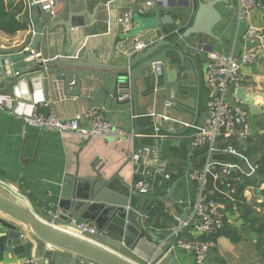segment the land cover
<instances>
[{
  "label": "crops",
  "instance_id": "1",
  "mask_svg": "<svg viewBox=\"0 0 264 264\" xmlns=\"http://www.w3.org/2000/svg\"><path fill=\"white\" fill-rule=\"evenodd\" d=\"M7 1L22 5L20 12L22 18L25 1ZM36 1L44 4L48 2ZM158 1L160 14L172 15L175 19L174 22L163 23L164 39L173 44L177 42L182 44L181 48L173 49L168 54L169 62L182 66V83L177 102H169L165 91L157 88L162 84V77L154 75L152 68L147 70L146 76L137 81L139 94L137 109L133 102L118 103L104 93L97 99L99 106H94L97 89L95 82L90 87L83 84L81 95L66 94L63 87L54 84L53 96L48 101L38 104L36 108L48 103L62 119L79 116L83 125H88L93 113L99 112L125 129L129 135L82 137L73 133H61L28 125L24 119L25 115L15 113L14 109H0V183L11 188L18 196L27 199L34 207L68 215L73 209L71 203L79 201L72 197L77 190L72 184L68 189L64 187L68 175L77 172L82 176L91 175V165L95 163L97 167L103 168L106 177L119 171L127 183L133 186L140 176L131 157L135 153L139 154V165L142 167L150 165V158L156 156L159 159L158 170L153 169L150 180L151 195L162 201L166 220H161V228L152 227L146 220L143 222L145 228L155 233L159 240L176 244L172 235L173 225L188 222L189 226L186 229L190 228L192 234L197 222L195 212L197 193L195 180L190 174L195 169L203 168L208 162L230 166L234 174L239 175L244 181L255 179L260 182L263 192L251 185L244 193L249 201L264 203L260 198L264 196V180L253 170L255 160L260 154L248 152L257 139L264 138V114L260 116L249 114L251 134L249 140L244 143L240 155L226 153L219 146L211 149L209 143L195 147L190 140L195 128L204 125L207 115L210 97L206 83L208 52L213 49L239 57L247 46L254 44L252 40L248 41L246 38L249 24L258 30H264V9L256 8L249 21L240 22L239 0H222L216 5L222 18L213 28L215 36L197 34L181 39L192 19L193 6L206 0H191L193 5H189V0ZM54 2L52 10L57 21L66 20L71 9L77 12L84 11L86 3L88 4L86 25L73 28V39L81 37L82 45L99 51L104 61H109L114 52L112 63L124 62V58L130 55L120 44L129 45L134 38L143 39L147 48L162 38L155 8L152 4L148 5L146 0H54ZM127 9L133 13L134 18L131 31L125 33L120 18ZM49 20L44 25L43 39L36 50L40 59L62 54L66 45L65 26ZM29 33L30 28L27 24L25 29L14 34L0 29V50L20 48ZM180 51L185 54V63L181 62ZM241 72L243 87L249 93H256L257 101L264 105V54H261L256 63L245 65ZM75 85L73 82L69 87L75 89ZM173 89L171 86L170 96L174 98ZM146 92H150L148 96H144ZM0 97L3 100L10 98L8 95ZM128 97L131 96L124 94L120 100ZM230 98L232 102H237L233 99V90ZM154 123L162 127L158 134L154 131ZM137 127L138 133L135 132ZM147 148L149 152H146ZM179 174H181L179 187L172 198L168 197L172 177ZM166 175H170L171 178H167ZM84 192L82 190V194ZM147 198L140 197L136 202L137 208H141L137 211L140 216L145 213L143 210ZM61 207L67 210L64 211ZM75 208L77 209V205ZM257 212L263 214L264 208L258 206ZM84 221L93 223L88 219ZM230 222L239 228L244 239L236 243L227 237H219L203 264H264V250L258 246V235L248 228L239 214L232 216ZM5 232V228L0 224V263L21 264L24 258L12 250L13 246L9 248L4 243L2 235ZM176 249L181 264H197L192 253L178 246Z\"/></svg>",
  "mask_w": 264,
  "mask_h": 264
},
{
  "label": "water",
  "instance_id": "2",
  "mask_svg": "<svg viewBox=\"0 0 264 264\" xmlns=\"http://www.w3.org/2000/svg\"><path fill=\"white\" fill-rule=\"evenodd\" d=\"M24 1L22 20L29 26L30 33L20 48L0 50V95L13 99L15 113L31 115L38 104L53 96L54 84L63 87L66 94L81 95L83 84L90 87L93 82L97 85L94 106H99L97 99L104 93L118 103L133 102L137 109V81L158 63L161 72L157 74L153 70V73L162 77V84L157 88L165 91L169 102H177L182 66L169 62L168 54L182 44L164 39L163 23L175 19L172 15L160 14L158 0H152V5L162 38L145 51L126 56L120 64L112 63L114 52L109 61H104L99 51L82 45L81 37L73 39V28L86 25L87 3L84 11L71 9L66 20L57 21L52 10L45 9L42 2ZM221 1L206 0L195 4L192 19L181 39L197 34L215 36L213 28L222 18L216 5ZM193 4L189 0V5ZM48 19L65 26L63 53L48 59L33 58ZM179 54L181 62L185 63V54L181 51ZM73 82L75 89L69 87ZM171 86L174 98L170 96ZM124 94L131 97L120 100ZM234 98L246 106L251 115L264 114V105L258 103L256 93L238 87ZM138 131L139 127L135 132ZM91 169V175L82 176L77 172L65 179L64 187L68 189L72 184L77 189L72 197L79 200L71 203L73 209L68 215L34 207L0 183V224L6 230L2 235L4 243L9 248L13 246L12 250L19 257H34L39 264H181L176 244L159 240L155 233L145 228L142 216L137 213L141 210L136 206L138 198L146 196L137 194L119 171L106 177L97 164L93 163ZM178 187L179 180L173 181L167 196L172 198ZM85 219L93 222L95 232L79 227Z\"/></svg>",
  "mask_w": 264,
  "mask_h": 264
},
{
  "label": "built area",
  "instance_id": "3",
  "mask_svg": "<svg viewBox=\"0 0 264 264\" xmlns=\"http://www.w3.org/2000/svg\"><path fill=\"white\" fill-rule=\"evenodd\" d=\"M35 2L41 1L35 0ZM146 2L148 5L152 4V0H146ZM239 2L238 19L240 22L249 21L256 8L264 9V0H239ZM54 4V0H48L47 3H43V6L45 9L52 10ZM132 17L133 13L128 9L122 13L120 21L125 33H128L132 29ZM246 38L248 41L252 40L254 44L247 46L239 57L232 54L220 53L213 49L208 52L206 83L210 90V97L204 125L196 127L190 135L192 145L195 147H202L209 143V147L213 149L219 145L218 142L221 140L226 145L223 149L224 152L240 155L241 150L237 149L236 145H244L250 138L251 131L248 124L250 113L246 106L241 102H232L230 97L233 90L234 99L236 89L243 86L242 68L245 65H251L259 59L262 53L264 54V30H258L250 23L246 31ZM120 46L121 48H125V52L130 56L147 48V44L141 38H134L129 45L120 44ZM33 56L40 59L36 52H34ZM153 70L159 74L161 72L160 64H155ZM10 98L3 100L0 97V109H14L13 99ZM24 119L28 125L33 127L50 129L61 133L78 134L82 137H119L129 135L125 129L118 126L113 120L105 117L102 113L94 112L88 125H83L79 116L62 119L53 111L48 103L41 104L31 115H25ZM153 128L156 134L162 130V127L157 123H154ZM149 151L147 148L146 152ZM139 160V154L135 153L131 157V161H133L136 171L140 176L131 187H133L137 194L146 196L152 191L150 180L153 176V169L158 170L157 163L159 159L156 156L151 157L149 161L150 165H143L142 167L139 165ZM255 168L256 165L254 164L253 170ZM210 173L225 183V193L228 195L235 196L241 182V178L235 176L233 169L228 165H217L208 162L203 168L195 169L191 172V178L198 183L195 201L197 222L192 231L194 238L182 237V233L189 226L188 222H179L173 228L172 235L175 237L176 246L192 253L197 264H203L215 246L214 242L201 241L198 237L204 234H211L215 231V228L220 225V211L224 207L221 202L214 200L205 192L204 184L207 175ZM166 177L171 178L170 175H166ZM260 198L262 202L264 196H260ZM79 227L90 232L96 231L95 225L90 222H81L79 223ZM21 264H39V262L34 257H27Z\"/></svg>",
  "mask_w": 264,
  "mask_h": 264
},
{
  "label": "trees",
  "instance_id": "4",
  "mask_svg": "<svg viewBox=\"0 0 264 264\" xmlns=\"http://www.w3.org/2000/svg\"><path fill=\"white\" fill-rule=\"evenodd\" d=\"M21 10L22 5L20 3H10L7 0H0V29L9 34H14L19 30L25 29L26 24L20 17ZM218 143L219 148L223 150L226 145L221 140ZM236 148L242 150L243 145L238 144ZM248 152L260 154V157L255 160V165L257 166L256 174L264 180V138L257 139L254 146ZM179 179H181V174L173 176L171 182ZM257 183L255 179L243 180V182L239 183L235 196L229 197L224 194L226 190L225 183L221 179L215 178L213 174H208L204 184L205 192L214 200L221 202L224 205V211H222L223 216L220 225L215 228V231L198 238L201 241H211L216 244L218 238L224 236L233 242H240L244 239V236L239 228L233 226L230 222L232 216L235 217V215L239 214V217L243 219L248 228L258 235V246L264 250V213L260 214L257 212V207L261 206L264 208V203L257 204L254 201H249L244 193L248 186L256 185ZM194 186L197 191V181H194ZM210 192H213V194ZM146 196L148 198L143 211L150 215L148 221L151 222L152 227L159 228L161 220H166L164 205L159 198L151 195V191ZM182 237L194 238V235L191 234L189 228L182 233Z\"/></svg>",
  "mask_w": 264,
  "mask_h": 264
},
{
  "label": "rangeland",
  "instance_id": "5",
  "mask_svg": "<svg viewBox=\"0 0 264 264\" xmlns=\"http://www.w3.org/2000/svg\"><path fill=\"white\" fill-rule=\"evenodd\" d=\"M218 52H220V51H218ZM220 53H224V54H228V53H226V52H220ZM258 60H256L254 63H256ZM254 63H252V64H254ZM251 64V65H252ZM243 69V68H242ZM241 87H243V86H241ZM244 88V87H243ZM245 89V88H244ZM246 90V89H245ZM235 99V98H234ZM236 100V99H235ZM237 102H239L238 100H236ZM256 169H257V166H256V168H255V171H256ZM235 176H237V177H240L239 175H237L236 173H235ZM241 178V177H240ZM241 181L243 182V180H242V178H241ZM226 187V186H225ZM250 186H248L247 188H249ZM252 187H255V188H258L257 190L258 191H261L262 190V192H263V189L261 188V186H260V182H258L256 185H252ZM226 191V190H225ZM224 194L226 195V196H229V197H234V195H228V194H226L225 192H224ZM263 202H264V200H263ZM222 211H224V207L221 209V211H220V214H221V218H222V216H223V212ZM146 215V216H145ZM142 216H143V220L145 221H147V223L148 224H151V222H149L148 221V219H149V217H150V215L149 214H147V213H143L142 214ZM153 222V221H152ZM166 223V222H165ZM177 225V224H176ZM176 225H173L174 227L176 226ZM173 227V228H174ZM25 259V258H24Z\"/></svg>",
  "mask_w": 264,
  "mask_h": 264
}]
</instances>
